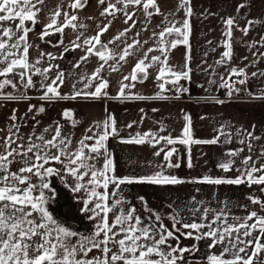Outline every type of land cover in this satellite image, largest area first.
<instances>
[{
    "label": "crops",
    "instance_id": "crops-1",
    "mask_svg": "<svg viewBox=\"0 0 264 264\" xmlns=\"http://www.w3.org/2000/svg\"><path fill=\"white\" fill-rule=\"evenodd\" d=\"M109 2L115 3L116 0H105L103 5L99 3V0H87L82 10L73 11L69 7L72 0H45L44 4L38 5L41 9L37 17L38 22L35 25L25 22L26 26L33 29L27 37V42L31 45L28 51L29 62L34 63L39 59L40 63L36 67L47 69L51 66V71L44 76L38 73L32 74L33 87L25 88L17 83L15 89L5 86L0 91V96L14 97L13 99L0 98V154L4 153L5 138L10 135V129L15 131L12 128L13 125L18 128L19 137L25 144L29 137L34 141L40 135H43L46 140L52 139L59 126L61 134L71 139L70 150H75L84 136L102 132V127L98 128L96 125H102L111 116L115 119V126L119 133L109 135L105 141L106 152L111 154L114 166V172L111 174L118 178L146 177L162 171L165 175L183 181L178 185L134 182L122 184L118 189L116 185L110 184L107 190L108 204L112 205L114 200L122 201L115 211H127L134 207L136 214L145 224L152 223L143 213L140 203L156 200L178 212L185 222H200L199 217L205 208L214 209L217 212L224 209L230 217V223L233 222L232 216L246 217L252 211L264 216V208L260 204H254L250 199L254 197L264 201V185L249 186L247 183L213 185L201 182L204 177L236 178L240 174L237 170L243 167L244 157L251 154L255 160L259 157L261 150H264V75H261L264 73V56L261 55L264 53V46H262L264 45V0H190L191 16L186 15L184 8L180 6V0H156L162 14H154L150 20L143 13L142 5L129 6L128 11L135 12L133 20L136 21V26L131 28L121 40H116L114 44L108 42L128 29L132 21L126 24L123 12H117L115 16L101 15ZM241 4L245 7H239ZM116 6L117 8L123 7L121 4ZM58 8L61 16L58 18L57 26L64 22L63 13L67 12L69 15H77L78 20L74 23L84 25V27L76 30L68 27L64 29L63 34L50 29L51 34L41 40L40 33ZM149 11L154 10L149 9ZM230 17L236 20V25L232 29V59L227 65H221L217 61L225 51V48L221 46V42L225 39L224 21ZM185 20L190 24L188 43H178L175 48L168 50L167 66L177 73L189 72L190 69V79L182 78L174 84L171 82L174 77L166 73L162 79L158 80L161 65L157 63L148 68L146 79L142 81L139 78L136 81L124 80L125 76L131 75L135 65L146 53L149 61L154 56H161L163 59L159 51L149 52V49H155L158 46L156 38L153 37L154 32L159 33L168 21L175 22L176 27H182ZM250 20H257L260 23H256L245 35L239 29L244 28ZM109 21H111V26L100 39L108 44V48L113 52L121 53L127 44H132L134 40L140 41L139 50L129 55L126 61L120 62L122 66H119L118 71H112L109 67L116 63L115 60L104 64L98 56L91 55L87 61L82 62V58L86 55V46L72 50V41H75L81 32L83 33L80 36L82 42L85 38L95 36ZM5 23L6 26H12L15 29L14 23ZM185 32L188 30L185 29ZM176 39L182 41L183 37L175 35L173 40ZM253 44L255 47H251ZM41 53L51 54L56 59H49L48 55L41 56ZM77 63H80V67H75ZM102 64L104 67L100 75L108 82V86L102 89L100 97L81 95L72 98L78 90L85 93L95 91L100 81H90L84 77H90ZM229 68L244 69L247 73V82L244 83L246 96L235 101H224L231 98L235 92L229 96L228 89L221 87L220 82L221 77L228 80ZM254 72L257 75L253 76ZM58 73H63V83L56 81L60 96L63 98L42 99L45 95L43 85L52 84ZM139 75L141 74H138V77ZM17 77L9 76L8 79L18 82L20 79ZM2 79L0 77V80ZM239 79L243 77L232 76L230 82ZM122 83L134 85L124 89V97L119 95ZM161 83L164 84L165 91H161L159 87ZM237 84L239 83L234 85L235 88ZM181 87L186 91H177ZM158 94L166 98L158 99L156 98ZM139 97H144V99ZM218 100L224 103H217ZM33 101H46L47 105ZM41 107L44 108L42 114L34 115L35 110ZM65 111L71 112V119L65 118ZM13 114L16 117L14 121L11 119ZM186 115L191 120V140H210L218 134L217 129L221 126H225V130L232 133L242 128L253 132L260 139L252 141L251 153L245 145L238 143L235 135L231 143H224V137L221 136L217 144L191 142L167 144L161 140L152 146L147 142L142 145L121 142L137 133L143 135L148 132L155 133L159 137L171 136L179 140L187 125ZM227 125L232 127L228 128ZM45 129L48 131L45 132ZM19 142L18 140L17 143ZM86 143L91 145L95 143V140H89ZM12 147L15 148L16 144ZM161 148L164 150L160 151ZM239 148H244V151L238 156L228 155L230 151ZM172 149L175 151L170 160H165V154ZM85 151L87 152V149ZM157 152L160 154L156 155ZM228 160H232L233 163L229 171H224L219 165ZM189 161L191 167H189ZM104 162L105 149H101V155L93 163L97 169H101ZM169 162L173 167H167ZM261 163H264V157L260 158L256 166L259 167ZM22 166L20 163H13L11 171L15 172ZM47 166L62 168V165L55 163ZM61 175L48 177V182L56 195V203L52 208L54 218L70 229L81 231L88 226L89 230L95 232L100 217L94 220L89 219L90 213L82 211L83 200L87 198V194L83 191L73 192L71 186L74 178L64 173ZM88 179L85 177V182ZM97 191L103 192L104 189L99 188ZM114 191L115 196H113ZM63 193L67 195L69 206L68 216L61 214L65 217L64 220L58 213L62 211ZM141 197L143 200L140 199ZM89 207L92 205L90 204ZM193 207L200 209L195 215L188 211ZM108 218L111 223L113 213H109ZM208 219H212V213L209 214ZM252 222L249 221V223ZM177 235L181 238H179L181 240L179 243L181 242L182 248H188L189 251L193 247L198 249L192 254L186 251L183 260L178 261L177 264H208L209 253H219L222 247L217 245L216 248L210 250L208 244L211 241L209 240L197 241L192 237L183 238L180 233ZM253 235H259V233L254 232ZM191 240H193L192 245H188ZM261 243H264V239ZM156 258L153 257V259ZM260 258L264 260V252L260 253Z\"/></svg>",
    "mask_w": 264,
    "mask_h": 264
},
{
    "label": "snow or ice",
    "instance_id": "snow-or-ice-1",
    "mask_svg": "<svg viewBox=\"0 0 264 264\" xmlns=\"http://www.w3.org/2000/svg\"><path fill=\"white\" fill-rule=\"evenodd\" d=\"M44 2L45 0H0V77L3 78L0 80V91L5 86L15 89L17 83L25 88L33 87L32 74L38 73L44 76L51 71V66L47 69L37 68L36 65L40 63V60L37 59L34 63H30L28 57L31 45L28 44L27 37L33 29L26 26L25 22H31L32 25L38 22L37 17L41 11L38 5L44 4ZM99 3L103 5L105 0H99ZM86 4L87 0H72L69 7L73 11L82 10ZM117 4H121L123 7L117 8ZM141 5L143 6V13L149 20L154 14H162L156 0H116L115 3H108L101 15L115 16L117 12H123L124 22L127 24L132 21L129 28L117 35L114 40L109 41V44L121 40L131 28L136 26V21L133 20L135 12L130 13L128 8L129 6L139 7ZM180 6L184 8L187 16L192 15L190 0H180ZM239 7L243 8L245 5L241 4ZM149 9L154 11H149ZM63 15L64 22L57 26L61 11L59 8L54 11L49 23L40 33L41 40L51 34L50 29L63 34L64 29L68 27L73 30L84 27V25L74 23L78 20L77 15H69L67 12H64ZM5 22L14 23L15 29L12 26H6ZM224 23L226 26L223 33L225 39L221 42V46L225 48V51L221 54L220 60L217 61L221 65H227L232 59V29L236 25V20L230 17ZM256 23H260V21L250 20L244 28L239 30L247 35ZM110 26L111 21L101 27L95 36L85 38L82 42L80 36L83 33L81 32L77 39L72 41V50L86 46V55L82 58V62L87 61L89 56L95 55L104 64H108L110 60H115L116 63L109 65V67L112 71H118L119 66H122L120 62L126 61L129 55L139 50L140 41L134 40L132 44H127L123 51L117 54L100 39ZM185 29L188 32H185ZM189 32L190 24L187 20L183 22L182 27H176L175 22L168 21L159 33H153V37L157 40V48L149 49V52L159 51L163 59L161 56H154L149 61L146 53L135 65L131 75L125 76L124 80L136 81L139 78L142 81L146 79L148 68L157 63L161 65L158 80L162 79L166 73L174 77V80L171 81L174 84L182 78L190 79V69L189 72L177 73L167 66L168 50L175 48L181 42L187 44ZM173 34L182 36L183 40H166V36H172ZM251 47H255V44ZM43 55H48L49 59H56L51 54L41 53V56ZM261 55L264 56V53H261ZM104 64L90 77H84V79L90 81H100L95 91L85 93L78 90L72 98L81 95L100 97L102 89L108 86V82L100 75ZM75 67H80V63H77ZM228 71V80L221 77L220 82L221 87L228 89V95L231 96L234 92H239V89L234 86L236 83L244 84L247 82V73L244 69L238 68H229ZM138 74L141 75L138 77ZM252 75L255 76L257 73L254 72ZM261 75H264V73H261ZM9 76H19L20 80L14 82L12 79H8ZM232 76L243 77V79L230 82ZM56 81L63 83V73H58L52 84L43 85L45 95L42 99L63 98L60 96ZM132 86L134 85L122 83L119 95L124 97V89ZM159 87L161 91H165L163 83ZM177 91H186V89L181 87ZM0 98L13 99L14 97L3 95ZM139 98L144 99V97ZM156 98L165 99L166 97L158 94ZM216 102L224 103L222 100ZM29 110L31 111V107ZM38 111L43 112L44 108L41 107ZM64 116L68 119L72 118L71 112L68 111L64 112ZM11 119L13 121L16 119L14 114ZM185 120L187 125L183 129L182 138L179 140H175L171 136L159 137L155 133L148 132L143 135L137 133L135 136L121 142L137 145L147 142L152 146H155L161 140L167 144H188L189 142L217 144L220 142L221 136L224 137V143H231L232 137L235 135L238 138V143L245 145L251 153L253 150L252 141L260 139L253 132L245 129H237L235 133H232L226 131L225 126H221L217 129L218 134L210 140H191L190 117L186 115ZM96 127H102V132L94 133L92 136H84L79 141V146L75 150H70L71 139L61 134L59 126H57L52 139L46 140L43 135H40L34 141L29 137L26 144L19 137L18 128L15 125L12 126L15 131L10 129V135L5 138L4 153L0 154V264H177L178 261L183 260L184 253L189 251L188 248H182L179 244L173 247L169 243L173 239L179 240L180 236L177 233L192 237L197 241H211L208 244L210 250L216 248L217 245H221L219 253H209L207 256L208 264H264V260L260 258V253L264 252V243H261V240L264 239V216L258 215L256 211L250 212L246 217L232 216L231 220L233 222L230 223V217L224 209L217 212L214 209L205 208L199 217L200 222H185L181 219L179 213L173 210V214L169 217L173 225L171 230L162 223L158 214L155 215V223L145 224L142 218L136 214L134 207L127 209V211H115L122 201L114 200L112 205L108 204L109 194L107 190L110 184L116 185L118 189L122 184L134 182L178 185L183 181L165 175L162 171L146 177L118 178L111 174L114 172V166L111 154L106 152L105 141L109 135L119 134L115 126V119L110 116L102 125L97 124ZM128 127H132V125H128ZM227 127L231 128L232 126L227 125ZM161 130L163 131V129ZM47 131L45 129V132ZM89 131H92V129H89ZM18 140L19 143H17ZM89 140H95V143L89 145L86 143ZM13 144H16L15 148L12 147ZM101 149H105V162L101 169H97L93 161L101 155ZM163 150V148L160 149V151ZM174 151L175 149L169 150L165 154V160H170ZM243 151L244 148H239L230 151L228 155L235 157ZM93 153L95 155H92ZM159 154L160 152L156 153V155ZM261 157H264V150H261L259 157L255 160L251 154L244 157L242 160L243 167L237 170L240 174L236 178L204 177L201 182L213 185H240L243 183H247L249 186L253 184L264 185V163H261L259 167L256 166ZM13 163H20L23 166L13 172L11 171ZM53 163L62 165V168L57 169L47 166ZM232 163V160H228L222 162L219 167L224 171H229ZM167 167H173L171 162L168 163ZM189 167H191L190 161ZM25 173L29 175H25ZM61 173L74 178V183L71 186L73 192L80 193L83 191L87 194V198L83 200L84 207L82 211L90 213L89 219L94 220L100 217L94 234L80 237L75 244L69 238L77 237L78 233L58 223L46 207L49 200L53 198L52 194L54 193V189L48 182V177L61 175ZM33 176L39 179L40 183L38 185L31 182ZM85 177L89 178L87 182H85ZM61 179H63L62 175ZM23 185H27V187H22ZM99 188H103L104 191H97ZM46 190L48 195H46ZM113 196H115V191ZM140 199L143 200V197ZM192 199L195 201V197ZM250 199L254 204H260L264 208V201L254 197H250ZM90 204L92 207H89ZM188 211L195 215L200 209L193 207L189 208ZM34 213L38 214V220L33 215ZM109 213H113L111 223L108 218ZM210 213H212L211 220L208 219ZM149 219L151 220V218ZM249 221L253 222L249 223ZM177 224L180 225V228L176 227ZM183 229L192 231L183 232ZM204 229H207V231H204ZM254 232H258L259 235L254 236ZM194 233L195 235H193ZM37 236H39L40 242H35L34 238ZM114 248L115 251H113ZM93 249H98L102 253V257L89 259L88 255ZM249 249H251L250 252ZM30 250L33 253L32 255H30ZM197 250L195 247L192 249V251ZM110 252L112 254L109 257ZM176 253H179V255H176ZM78 255L80 256L79 259H77ZM153 257L157 258L153 259Z\"/></svg>",
    "mask_w": 264,
    "mask_h": 264
},
{
    "label": "rangeland",
    "instance_id": "rangeland-1",
    "mask_svg": "<svg viewBox=\"0 0 264 264\" xmlns=\"http://www.w3.org/2000/svg\"><path fill=\"white\" fill-rule=\"evenodd\" d=\"M17 78L20 79L19 76ZM33 102L34 103H38V104H44L45 106L47 105L45 103L46 101H33ZM35 111L36 112L33 113L34 115L35 114H42V112H39L37 109ZM25 175H29V174L25 173ZM31 182L33 184H37V185L40 183L39 179L37 177H34V176L32 177ZM22 187H27V185H23ZM46 195H48L47 190H46ZM52 197L53 198L51 200H49L48 204L46 205V207L48 208V210L50 211L51 214H52V208H53V206L56 203V201H55L56 200L55 192L52 194ZM140 208L142 209L143 213L145 214V216L148 219L151 218V220L150 219L149 220L152 221V223H155V215L158 214L161 217L162 223L165 226H167L168 229H170V230L172 229V227H173L172 221H171V219H169V217L173 214V210L171 208L165 206L164 204H162V203H160V202H158L156 200H151V201L149 200V201H146L145 203H140ZM61 209H62V211H59L60 213L59 212L58 213H59L60 218L63 220V218L65 219V217H62L61 214H64V216H66V217L68 216V213H69V211H68V209H69L68 204L67 203L65 204L64 202H62ZM33 215L35 217H37V220H38V214L34 213ZM61 225L64 226V227H67L64 224H61ZM176 227L177 228H180V225L177 224ZM68 229H70V228H68ZM70 230L78 233V236L77 237L69 238L72 241L73 244H75L79 240V238L82 237V236H91V235L94 234V232H92L91 230H89V227L88 226L84 227L83 230H81V231L74 230L73 228H71ZM182 231L183 232H188V231H191V230H189V229H183ZM193 235H195V233ZM181 237L185 238L187 236L182 235ZM34 240H35V242H40L39 236L35 237ZM179 240L173 239V240H170L169 243L173 247L177 246V244H179V246L181 247L182 244H180L181 242L179 243ZM192 242H193V240H191L190 242H188L189 243L188 245H192ZM32 254L33 253L30 250V255H32ZM110 254H111V252L109 253V257H110ZM184 254H186V252ZM176 255H179V253H176ZM93 257H102V253L98 249H93V251L89 253L88 258L91 259ZM79 258H80V256L78 255L77 256V259H79Z\"/></svg>",
    "mask_w": 264,
    "mask_h": 264
},
{
    "label": "built area",
    "instance_id": "built-area-1",
    "mask_svg": "<svg viewBox=\"0 0 264 264\" xmlns=\"http://www.w3.org/2000/svg\"><path fill=\"white\" fill-rule=\"evenodd\" d=\"M236 88L239 89V92L238 93L235 92V94L231 98L226 99L224 101H231V100L235 101V100L240 99L241 97H245L246 96L245 95L246 94L245 93V84H237Z\"/></svg>",
    "mask_w": 264,
    "mask_h": 264
},
{
    "label": "trees",
    "instance_id": "trees-1",
    "mask_svg": "<svg viewBox=\"0 0 264 264\" xmlns=\"http://www.w3.org/2000/svg\"><path fill=\"white\" fill-rule=\"evenodd\" d=\"M175 38V34H173L172 36H166V40H168V41H170L171 39L173 40ZM192 250L191 251H189L188 253L189 254H192Z\"/></svg>",
    "mask_w": 264,
    "mask_h": 264
},
{
    "label": "bare ground",
    "instance_id": "bare-ground-1",
    "mask_svg": "<svg viewBox=\"0 0 264 264\" xmlns=\"http://www.w3.org/2000/svg\"><path fill=\"white\" fill-rule=\"evenodd\" d=\"M69 199V198H68ZM62 202H64L65 204L68 202L67 200V195L65 193H63L62 195ZM60 213V212H59ZM70 216V215H69ZM64 220V219H63Z\"/></svg>",
    "mask_w": 264,
    "mask_h": 264
}]
</instances>
